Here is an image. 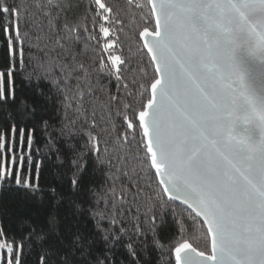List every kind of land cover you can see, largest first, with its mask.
<instances>
[{
  "label": "snow or ice",
  "instance_id": "snow-or-ice-1",
  "mask_svg": "<svg viewBox=\"0 0 264 264\" xmlns=\"http://www.w3.org/2000/svg\"><path fill=\"white\" fill-rule=\"evenodd\" d=\"M93 2L98 9L93 12L89 6L79 17L74 0H32L31 18L38 30L35 46L42 45L45 51L44 59L26 76L31 81L35 75L37 94L46 101L38 112L26 100L17 105L16 98L17 61L23 70L24 45L31 40L28 32L20 31L28 13L23 7L25 0L20 4L0 0V34L6 45L0 69V107L7 106L20 117H6L0 131V153H12L11 167L0 162V188L14 179L17 188L33 193L39 190L26 172L34 163L31 148L35 131L27 125L39 117L49 144L53 140L48 130L56 128L52 123L56 119L60 121L57 138H64L73 152L76 146L72 139L87 138V151L72 160L76 171L71 189L80 193L88 152H95L98 165L108 163L100 159L101 141L96 129L102 124H110L113 130L123 127L112 115L115 110V117L122 116L127 125L122 135L129 145H135V155L118 159L139 163L141 167L134 169V174L155 170L153 180L158 182L150 197L153 208L160 205L162 218L163 211L171 206L179 231L164 245L158 238L153 208L140 219L137 200L143 189L139 183L133 185L139 191L131 195L132 203L137 204L136 214H132L131 205L125 208L129 190L121 177L131 181L133 176L116 167L107 176L113 181L111 188L103 194L89 190L91 218L106 245L103 253L96 250L99 240L86 230V223L75 219L83 212L80 203L69 200L75 213L61 219L62 201L52 189L48 204L41 209L43 223L32 226L26 237L36 235L42 241L41 264H112L113 244L122 237L129 240L126 250L139 264L134 244H140L139 238L148 233L153 235L162 264H172L173 259L174 264H264V102L258 101L242 80L237 83L239 66L234 58L243 48L264 62V0H147L150 10L144 22L150 26L155 18L154 30L145 26L139 32L142 48L147 51L137 48L142 75L130 82L127 59L109 55L111 68L103 60L96 67L95 59L89 56L87 41L95 36L86 27L88 15L94 24L97 17L108 20L103 13L113 11L102 0H89V5ZM82 28L87 37L82 35ZM101 30L108 36L107 27ZM80 43L85 47L78 50ZM145 56L150 57L147 63ZM153 66L150 76L148 69ZM102 75L108 78L107 84L101 85ZM41 80L48 82L47 93ZM113 81L115 92L109 89ZM97 91L107 94L106 102L100 103ZM129 98H134L135 104L128 102ZM98 107L104 111L98 114ZM137 108L140 140L136 139ZM240 121L254 125L258 138L237 134L235 126ZM17 134L21 145L27 139V155L23 149L15 153ZM125 151L131 153L132 148ZM35 167L39 173L40 165ZM135 178L139 181L143 177ZM147 187L151 189L153 184ZM102 200L103 208L99 207ZM179 206H186L181 213L176 211ZM177 217L199 227L190 234ZM101 221H107L108 226ZM4 247L0 243V249ZM21 248L22 243L17 245L15 240L8 244L9 254L15 252L16 264H21Z\"/></svg>",
  "mask_w": 264,
  "mask_h": 264
},
{
  "label": "trees",
  "instance_id": "trees-1",
  "mask_svg": "<svg viewBox=\"0 0 264 264\" xmlns=\"http://www.w3.org/2000/svg\"><path fill=\"white\" fill-rule=\"evenodd\" d=\"M13 0H9L12 3ZM102 2L111 6L113 11L110 13H103V15L108 16V20H104L102 17H97L95 23L93 24L91 15L87 17L86 27L89 32H91L95 39L88 40L87 43L90 45L89 56L96 61V67H99L100 61L103 60L105 64L111 68V62L109 61V55H120L122 59H127L129 61L127 73V79L129 82L135 76L137 79L142 75L139 72V68L142 66L138 63L140 57L137 55V48H141L145 53V49L142 48V42L139 37V32L143 30L146 25L144 22V16L149 12L150 6L147 5V0H102ZM16 4H20V0H16ZM91 6L92 11L95 12L98 6L94 2L89 5V0H74V11L77 16L83 17L85 15V10ZM23 7L28 9V13L25 15L24 20L20 26L21 33L28 32L31 40L25 42L24 45V61L25 68L20 69L19 61H17V74L15 76V89L17 105L21 100H26L30 107H35L39 112L42 110L46 101L42 96L37 94L36 79L35 75L29 81L26 76L28 73H33L36 65L39 61L43 60L45 57V51L41 48H37L36 36L38 35V30L36 23L33 21L32 13L34 11L32 7V0H25ZM71 14V13H69ZM83 23V21H81ZM46 23V21L44 22ZM153 18L151 21L150 30H154ZM102 27H107L109 29L108 36H105ZM82 35L87 37V34L81 29ZM29 44L32 46L30 47ZM109 44L112 45L111 48L107 47ZM85 47L84 43L78 45V50ZM6 45L3 40L2 34H0V69H3V57L5 53ZM31 57V60L29 59ZM145 63L150 59V57L145 56ZM91 62V61H89ZM149 75L152 76L154 72V67L148 69ZM42 74V73H41ZM154 78V77H152ZM95 80V77H93ZM101 85L108 83V78L105 76L100 77ZM150 82V81H149ZM41 87L44 92H48V82L45 80L40 81ZM109 89L115 92V82L109 85ZM96 95L99 97L100 103L107 101V94L104 92L97 91ZM147 97H145L146 101ZM128 102L135 104L134 98H129ZM104 110L97 108V113H101ZM139 108H137L138 116ZM12 115L14 119H19L13 112L12 109L7 106L0 107V131H3L6 117ZM116 122L122 124L116 130L111 128V125H100L96 129V132L100 134V159L107 161L108 163L104 165H98L95 152H88L85 157L86 167L82 173L81 179V192L73 193L71 189V180L73 178V173L76 171L72 164V160L75 159L79 153L87 151L84 147L86 144V137L73 138L71 143L75 147L73 152L67 147V143L64 138L59 137V119L52 121L56 125L55 129H49L52 132L51 144L48 143V136L46 135L40 118L37 117L28 123L27 127L32 129L35 127L34 131V143L31 148V156L34 161L33 165L29 170H26L27 174L30 175L32 182L39 185V190L33 193L32 191L25 190L24 188H17L15 186L14 179L10 182H5L3 187L0 188V230L3 231V236H0V243L4 244L5 247L0 249V264H16L15 252L9 254L8 244L15 240L17 245H21V264H41V255L43 250L42 241L33 235L30 239L28 237L29 231L32 226L43 223L44 217L41 215L42 206H46L49 202V198L52 196V189L56 190L57 199L62 201V213L61 219L64 215L72 212L75 213V208L70 206L69 200H75L80 203L83 209L82 215L76 216L75 219L80 220L82 224L87 225L86 230L91 232L97 237L99 243L95 246L96 250L103 253L106 245L102 239V234L97 232L95 229V221L91 218L90 206H91V192L90 189L103 194L107 189L112 187L113 181L107 179L108 173L115 172L116 167L121 169V172L127 171L133 179L130 181L128 177L122 176L121 181L123 185L129 190V196L127 198L128 205H131V212L133 215L136 214L137 204L140 206V219H144V212L149 208H153V204L150 200L152 193L155 189V185L158 181H154V172L148 173L145 169L144 173H133L134 169H139L141 165L133 159H127L126 163H122L118 157L135 155V145H129L124 136L122 135L127 125L123 121V117H115V110L112 113ZM47 119V117H45ZM10 125L11 120L7 121ZM136 139L140 140L142 137V132L138 129ZM22 126V125H18ZM106 129V130H105ZM132 130H128L131 132ZM130 138V137H129ZM12 142L10 136V143ZM106 142V143H105ZM15 153L18 155L23 149L25 155L28 154L27 139L25 137V142L23 145L20 144L19 136L17 134L15 141ZM107 147L108 151L105 152L104 148ZM129 147L132 148L131 153H127L125 149ZM57 149L59 151H57ZM11 157L12 153H7L6 151L0 153V162L11 167ZM36 164L40 165L39 173L35 167ZM112 165V167H109ZM142 175V179L137 181L135 176ZM140 184V188L143 189L140 192L137 204H133L131 200V195L139 191V189L133 187L134 184ZM148 183H152L153 187L149 189L147 187ZM121 187V182L116 183L117 191ZM164 199H167L164 197ZM104 202L101 201L99 207L103 208ZM184 207H177V213L183 212ZM153 212L156 216V223L158 225L157 234L160 242L164 245H168L171 238L175 233L179 231L177 224L175 222L172 207L169 206L163 211L161 218V207L157 203L153 208ZM127 214V213H126ZM182 219L184 226L188 229L191 234L194 231V227H199V225H191L188 221L183 220L182 217H177ZM104 227H107V221H101ZM128 227V225H125ZM118 231V229H116ZM37 234L39 229H36ZM141 243L134 244L137 249L138 262L139 264H162L161 253L158 251L157 247L153 243V235L148 233L146 236L139 238ZM111 242V236L109 238ZM190 242L195 243L194 240ZM129 240L126 237H122L116 240L112 247V256L114 258L112 264H137V260H134L126 250V244ZM146 243L147 247L143 248V244ZM201 247L203 242H201ZM174 264V259L172 261Z\"/></svg>",
  "mask_w": 264,
  "mask_h": 264
},
{
  "label": "water",
  "instance_id": "water-1",
  "mask_svg": "<svg viewBox=\"0 0 264 264\" xmlns=\"http://www.w3.org/2000/svg\"><path fill=\"white\" fill-rule=\"evenodd\" d=\"M153 22L155 24V18H153ZM141 42L143 45L142 40ZM145 51L147 50L145 49ZM234 58L239 66L238 75L235 77L237 83L242 80L243 83L250 88L252 94L257 100L264 102V62L260 61L258 58L250 56L243 48L236 52ZM243 110L244 109L242 108L241 111ZM137 122H139L138 116ZM235 132L237 134L246 135L250 139H256L259 136V131L254 125H245L243 121H240L235 126ZM154 171L155 170H153V172ZM182 207L185 208L186 206Z\"/></svg>",
  "mask_w": 264,
  "mask_h": 264
}]
</instances>
